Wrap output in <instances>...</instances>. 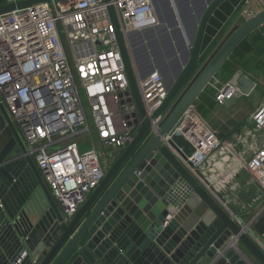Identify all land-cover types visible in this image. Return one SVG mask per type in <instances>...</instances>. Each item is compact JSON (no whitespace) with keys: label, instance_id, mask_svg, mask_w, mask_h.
<instances>
[{"label":"water","instance_id":"1","mask_svg":"<svg viewBox=\"0 0 264 264\" xmlns=\"http://www.w3.org/2000/svg\"><path fill=\"white\" fill-rule=\"evenodd\" d=\"M49 0H17L0 4V13ZM107 1V0H105ZM188 0H185V2ZM227 0H202L200 10L186 3L192 25L177 26L172 0H152L158 24L170 31L177 56L173 75L159 72L167 94L152 117L164 113L157 135L146 138L150 119L145 115L130 55L112 14L116 43L137 111L133 139L112 152V160L100 183L64 222L33 159L23 156L25 145L0 100V138L7 127L12 135L0 147V264H264V251L203 186L199 171L192 173L184 161L192 151L180 134L168 144L169 133L185 110L215 79L235 48L251 32L264 38V9L242 19L224 38L184 92L183 86L201 58L207 24ZM247 0H239V11ZM170 17L163 18L160 7ZM193 9V12L191 11ZM157 24V25H158ZM156 70L150 67L141 76ZM230 85L238 93L224 97L230 105L239 95H249L256 82L236 71ZM239 129L217 132L225 140ZM140 174L137 175L136 172ZM171 215L165 224L166 216Z\"/></svg>","mask_w":264,"mask_h":264},{"label":"built area","instance_id":"2","mask_svg":"<svg viewBox=\"0 0 264 264\" xmlns=\"http://www.w3.org/2000/svg\"><path fill=\"white\" fill-rule=\"evenodd\" d=\"M255 3L259 8H249L251 0H247L240 14L250 18L264 9V0ZM109 8L127 46L150 119L146 138L157 135L165 114L152 115L167 90L157 69L141 76L128 38L130 33L158 24L151 0H49L0 13V100L25 145L22 155L33 159L64 222L104 176L110 161L103 149L124 148L138 128L133 122L137 107ZM235 93L238 89L225 82L215 87L214 100L223 104L224 97ZM174 134L182 135L192 147L185 166L201 174L206 168L200 180L203 186L238 225L250 226L264 211V90L247 125L231 139L221 140L195 103L161 136L162 144H168ZM241 172L247 175L245 184L238 181ZM247 184L257 185L260 193L249 208H243L240 192ZM238 203L241 209L236 210ZM171 217L166 216L164 224ZM31 262L38 264L39 259Z\"/></svg>","mask_w":264,"mask_h":264},{"label":"crops","instance_id":"3","mask_svg":"<svg viewBox=\"0 0 264 264\" xmlns=\"http://www.w3.org/2000/svg\"><path fill=\"white\" fill-rule=\"evenodd\" d=\"M239 0H227L222 3L212 14L204 34L203 43H202V51L201 56L204 54H209L210 56L216 50V48L221 44L224 40V26L228 23L231 16L236 11V6L238 5ZM0 4H3V0H0ZM226 35V34H225ZM225 38V37H224ZM212 53V54H211ZM264 61V56L261 58V62ZM222 68L218 71L220 73ZM225 70V74L227 75V79L224 81H220L215 76V79L211 82V84L202 92H206V102L200 100L202 93L198 97L195 102L196 106L202 104L203 110L200 112L202 118L207 121L217 132L228 133L232 130V128L237 124L239 125V129L236 131H240L244 126L247 125L249 115L254 110V108L258 105L260 96L256 95V89L260 85L264 87V73L259 70V68L254 67V72H249L243 69L242 67L233 65ZM241 71L243 73L248 74L255 82L256 86L254 90L249 95H237L236 99L230 105L219 104L214 100L215 95V87H219L221 84L225 82H229L232 75L236 71ZM264 89V88H263ZM213 103V107H209V103ZM207 109V110H205ZM199 111V110H198ZM209 120H207V118ZM235 133V132H234ZM233 133V134H234ZM231 134L228 138L231 139ZM12 135V132L9 128H5L2 133V137L0 138V147L3 143ZM110 152V150H109ZM247 180V175L244 172H241L238 176V181L242 184H245ZM228 190L227 192H229ZM226 192V193H227ZM240 200L243 208H249L253 202L252 200L260 193V189L255 184H247L245 189L240 192ZM239 204V203H238ZM237 204V205H238ZM241 204L239 206H234V209H241ZM251 237L255 242L262 248L264 251V211L257 218L255 225L250 229Z\"/></svg>","mask_w":264,"mask_h":264},{"label":"rangeland","instance_id":"4","mask_svg":"<svg viewBox=\"0 0 264 264\" xmlns=\"http://www.w3.org/2000/svg\"><path fill=\"white\" fill-rule=\"evenodd\" d=\"M256 1L257 0H251V4L249 8L255 7ZM195 2L198 5H200L202 0H195ZM186 3H189L191 5V0H188L186 2L185 0H172V3H171V5L173 6V9L175 8L174 9L175 17H176V13L178 14L177 16L179 17V21L176 27L181 26L183 30L185 29L187 30L190 27V25H192V15H190L191 12L187 9ZM162 10H164V8H162ZM191 11L193 12V9H191ZM161 14L164 17H170V13H168L167 16L163 12H161ZM243 18L244 17L240 14V11L236 10L234 14L231 16V18L228 20L229 22L226 23L224 26V37H226L239 24V22ZM161 25L162 24H158L155 26L144 28L140 30L139 32H133L132 37L129 38V43H130V50H131V53L134 59L136 61H139L140 63L139 67L141 71H146V69L148 70L150 67H154L155 69H157L158 68L157 64H158L159 68H161L162 71L165 70L163 71V73L168 76V75H173L172 67L175 66L174 57L178 58L179 56H177V49L173 41V35L171 34L170 31L159 32V30L163 28V26ZM147 32H148V37H149L148 39H146L144 35ZM224 37L222 39H224ZM209 57H210L209 54H204L201 56L195 70L193 71L191 76L188 78L181 92H184L186 90L188 85L192 82V80L194 79L198 71L206 63ZM225 73H226L225 70H223L222 68L221 72L217 74V77L220 79V81H224L227 79V75ZM262 79L264 80V77ZM263 88L264 87H262V85L259 84V86L256 89L255 94L260 96L263 93V90H264ZM82 98H83L84 106L86 109L88 123L91 127L92 132H94L93 121H92L90 110L88 108V103L83 96ZM206 118L207 120H209L208 117ZM102 149H101V152H102ZM104 152H106V156H108V159L111 162L112 160L111 153L115 151L109 152L108 150L105 151L103 149V154ZM212 160H215V158L213 157ZM256 221H257V218L252 221V223L249 226L250 229H252Z\"/></svg>","mask_w":264,"mask_h":264},{"label":"trees","instance_id":"5","mask_svg":"<svg viewBox=\"0 0 264 264\" xmlns=\"http://www.w3.org/2000/svg\"><path fill=\"white\" fill-rule=\"evenodd\" d=\"M264 56V38L259 31L255 30L251 32L232 52L230 58L221 67L226 69L233 65H239L243 69L249 72H254L253 68H259L264 73V61L261 62V58ZM206 92L202 93L201 99L206 102L208 98L205 97ZM210 108L213 107V103L208 104ZM203 105H197V112L202 117L200 112L203 110ZM199 110V111H198ZM207 110V109H205Z\"/></svg>","mask_w":264,"mask_h":264},{"label":"bare ground","instance_id":"6","mask_svg":"<svg viewBox=\"0 0 264 264\" xmlns=\"http://www.w3.org/2000/svg\"><path fill=\"white\" fill-rule=\"evenodd\" d=\"M151 1H152V0H151ZM161 2L164 3V0H161ZM201 3H202V2H201ZM152 4H153V3H152ZM198 6H200V5H197L195 12L198 11V10H200L201 6H200V7H198ZM153 7H154V5H153ZM162 8H164V10H162ZM162 8L160 7V13L163 12V13L167 16L168 13H170V12H168V10L166 9V7L163 6ZM154 12H155V9H154ZM161 15H162V14H161ZM155 16H156V18H157V14H156V12H155ZM162 17H163L164 19H165V18H168V19H169V17H164L163 15H162ZM157 21H158V20H157ZM161 26H162V25H161ZM162 31H165V30H164L163 28H162L161 30H159V32H162ZM137 32H139V31H137ZM132 34H133V33H130L129 36H128V38H131V37H132ZM138 34H139V33H138ZM144 35H145V38H146V39L149 38V37H148V32L145 33ZM134 61H135L136 65H139V66H140L139 61H136L135 59H134ZM174 61H175V59H174ZM156 63H157V62H156ZM157 67H158L157 70H158V71L160 70L159 72H163V71H165V70L162 71V69L159 68V65H158V64H157ZM146 71H147V69H146ZM206 171H207L206 168H202V174L205 175ZM202 174H201V175H202ZM202 176H203V175H202Z\"/></svg>","mask_w":264,"mask_h":264}]
</instances>
